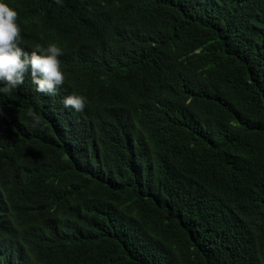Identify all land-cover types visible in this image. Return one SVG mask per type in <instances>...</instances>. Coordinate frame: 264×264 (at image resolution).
I'll use <instances>...</instances> for the list:
<instances>
[{
    "label": "trees",
    "instance_id": "16d2710c",
    "mask_svg": "<svg viewBox=\"0 0 264 264\" xmlns=\"http://www.w3.org/2000/svg\"><path fill=\"white\" fill-rule=\"evenodd\" d=\"M5 2L65 83L0 93V264H264V0Z\"/></svg>",
    "mask_w": 264,
    "mask_h": 264
},
{
    "label": "clouds",
    "instance_id": "9594fccd",
    "mask_svg": "<svg viewBox=\"0 0 264 264\" xmlns=\"http://www.w3.org/2000/svg\"><path fill=\"white\" fill-rule=\"evenodd\" d=\"M59 4L60 0H56ZM18 12L5 0H0V93L10 95L23 85L30 74L35 90L45 95H56L59 86L65 83L59 57L63 50L55 43L46 48L36 45L30 52L22 47L21 27L17 23ZM63 104L75 112L82 113L87 98L81 95H67ZM28 115L33 119V127L41 124L40 117L32 110Z\"/></svg>",
    "mask_w": 264,
    "mask_h": 264
}]
</instances>
